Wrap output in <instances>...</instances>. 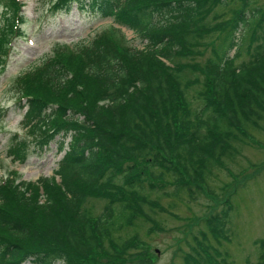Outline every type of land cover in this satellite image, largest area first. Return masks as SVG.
<instances>
[{"label":"trees","instance_id":"trees-1","mask_svg":"<svg viewBox=\"0 0 264 264\" xmlns=\"http://www.w3.org/2000/svg\"><path fill=\"white\" fill-rule=\"evenodd\" d=\"M49 1L53 15L88 4L113 22L88 41L56 43L18 80L28 128L8 155L25 162L31 148L45 151L57 137L68 150L52 176L27 181L14 170L19 183L12 174L0 183V264H152L144 252L127 257L124 232L162 206L150 193L172 186V195L187 191L190 200L207 190L216 202L208 184L215 167L264 128V8L239 0L232 18L211 23L229 0ZM21 4L0 0V77L10 43L23 34ZM122 27L142 45L130 44ZM201 47L212 51L202 63ZM243 50L250 56L239 63ZM92 198L106 201L98 214ZM222 201L205 217L216 224L213 233L207 227L213 235L226 231L231 206ZM204 242L184 264H228ZM261 246L249 264H264Z\"/></svg>","mask_w":264,"mask_h":264},{"label":"rangeland","instance_id":"rangeland-1","mask_svg":"<svg viewBox=\"0 0 264 264\" xmlns=\"http://www.w3.org/2000/svg\"><path fill=\"white\" fill-rule=\"evenodd\" d=\"M20 2L26 19L22 26L23 34L17 35L11 42L13 49L0 77V183L11 174L17 175L11 173L14 170L27 181L52 176L57 172L61 159L68 150L59 148L60 137H57L45 151L33 152L34 148H31L30 156L25 162L14 160L8 155V147L13 138L27 135L28 127L23 123L28 105L27 98H21L23 90L18 84L20 77L38 65L56 43L73 45L79 41H88L113 22L112 18H98L88 4L84 8L74 5L69 12L53 15L48 9L51 4L49 0ZM239 5V0H229L227 5L217 7L211 13L209 21L215 23L232 18ZM251 5L263 9L264 0H251ZM7 13H11V10H7ZM1 27L3 26L0 25V35ZM122 30L130 44L142 45L141 38L133 30L127 27H122ZM258 43L253 44L251 51ZM246 48L248 47L245 46L244 50ZM203 49L204 53L197 57L200 63L205 62L212 54L211 49ZM244 50L238 57L239 63L248 60L250 56ZM193 89L195 91H191L192 96L194 92H199L200 86ZM191 94L190 98L197 107L200 101L195 100L196 95L192 97ZM22 104H25L24 107ZM252 132L255 136L253 140L237 143L240 149L237 156L228 157L227 162L215 167L211 174L208 184L217 194L216 202L210 199L212 194L207 190L205 194H197V198L190 200L187 191L172 195V186L150 193L152 199L158 200L162 206L155 207L154 210L148 209L152 220L137 217L136 224L124 230L130 239V247L132 246L127 257L144 252L150 256L152 264H184L186 255L193 250L192 246L198 241H205L204 246L208 245L211 252L217 254L218 263L224 261L228 264H249L257 261L264 240V128ZM17 177L15 183L21 181L20 175ZM13 179L10 177V184ZM224 199L231 206H228L230 214L225 217L226 231L213 235V226L216 224L206 222L205 217L216 212V204H221ZM88 204L91 211L98 214L103 210L106 201L92 198ZM222 225L223 223L220 224ZM133 236H137V239L132 240ZM100 259L104 261L105 256ZM24 264L34 263L27 261Z\"/></svg>","mask_w":264,"mask_h":264}]
</instances>
